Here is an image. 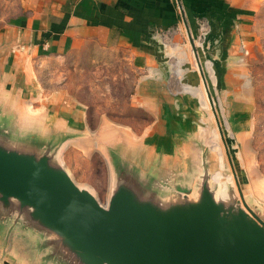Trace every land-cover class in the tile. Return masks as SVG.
I'll list each match as a JSON object with an SVG mask.
<instances>
[{"label":"water","instance_id":"water-1","mask_svg":"<svg viewBox=\"0 0 264 264\" xmlns=\"http://www.w3.org/2000/svg\"><path fill=\"white\" fill-rule=\"evenodd\" d=\"M177 1L225 156L215 163L195 129L183 132L187 145L174 161L162 158L167 149L149 156L127 139L104 141L112 173L103 204L62 159L67 144L89 138L20 119L0 103V256L15 251L17 264H264V209L245 191L200 42Z\"/></svg>","mask_w":264,"mask_h":264},{"label":"crops","instance_id":"crops-1","mask_svg":"<svg viewBox=\"0 0 264 264\" xmlns=\"http://www.w3.org/2000/svg\"><path fill=\"white\" fill-rule=\"evenodd\" d=\"M17 2L15 14L4 17L0 13V103L17 112L20 119L37 118L69 128L88 127L86 110L70 105L66 89L56 88L43 96L35 65L38 59L63 60L76 49L91 45L119 51L133 69L141 68L132 85L131 105L154 117L145 126L148 133H128L127 141L146 148L150 156L156 153L154 144L168 145L177 138L178 147L167 148L171 152L161 153L162 158L174 161L183 156L182 149L187 145L183 132L193 128L201 131L195 123L199 119L197 113L209 111L199 88L200 76L177 0ZM181 2L194 34L199 33V19H206L210 25L216 18V24L210 26L209 55L223 75L224 112L230 128L237 126L239 133L248 136L252 100L240 66L245 60V19L251 15L249 10L254 9V2ZM123 126L132 128L128 124ZM232 129L237 135L236 127ZM157 134L166 138L154 139Z\"/></svg>","mask_w":264,"mask_h":264},{"label":"rangeland","instance_id":"rangeland-1","mask_svg":"<svg viewBox=\"0 0 264 264\" xmlns=\"http://www.w3.org/2000/svg\"><path fill=\"white\" fill-rule=\"evenodd\" d=\"M253 2L254 9L249 10L251 15L245 19L248 25L245 33L246 49L243 48L245 60L240 66L246 75L244 78L249 84L248 95L252 100L248 136L239 133L237 126L232 127H236L237 135H234L235 130L230 128L222 97L223 75L217 62L209 55L210 46L206 44L203 46L199 41L203 33H205L203 41H206L205 36L209 33L212 23L209 25L205 22L206 19H199V33L195 34V37L197 42H200V53L205 61L217 108L227 126L226 132L230 135L232 153L236 167L241 173L245 191L254 204L264 209V0ZM17 5V0H0V13L4 17L15 14ZM212 20L216 18L213 17ZM122 56L119 51L91 45L81 50L76 49L63 60L38 59V65L34 64L37 66L38 77L43 86V96L56 88H64L69 94L70 105L81 111L86 110L88 127L74 129L80 132L79 134H84L89 141L83 142L80 139L71 141L64 148L62 159L74 179L90 187L103 204H107L109 200L112 168L102 144L104 141H113L114 138L126 140L128 133L131 135L133 132L148 133L149 128L145 126L154 118L153 114L131 105L132 85L133 82H137L141 68L133 69ZM199 88L203 92V101L207 103L209 112L203 109L200 114L197 113L199 119H195V123L202 131L200 136L213 145L216 163V158L225 156L224 148L200 78ZM102 124L108 126L100 127ZM114 124L117 125L114 127ZM127 124L132 128L123 126ZM158 138L166 137L157 134L154 139ZM169 139L174 140L173 136ZM175 141L168 145L158 142L154 146L156 149L158 147L174 150L178 147V139L175 138ZM229 170L227 166L225 172L222 171L226 177L231 174ZM8 253L9 250L6 256H0V264H17L14 261L16 252Z\"/></svg>","mask_w":264,"mask_h":264},{"label":"built area","instance_id":"built-area-1","mask_svg":"<svg viewBox=\"0 0 264 264\" xmlns=\"http://www.w3.org/2000/svg\"><path fill=\"white\" fill-rule=\"evenodd\" d=\"M205 35V33H203V35H202V39L201 40H199L200 42H202L203 41V36Z\"/></svg>","mask_w":264,"mask_h":264},{"label":"trees","instance_id":"trees-1","mask_svg":"<svg viewBox=\"0 0 264 264\" xmlns=\"http://www.w3.org/2000/svg\"><path fill=\"white\" fill-rule=\"evenodd\" d=\"M212 25H215V21L212 20Z\"/></svg>","mask_w":264,"mask_h":264},{"label":"bare ground","instance_id":"bare-ground-1","mask_svg":"<svg viewBox=\"0 0 264 264\" xmlns=\"http://www.w3.org/2000/svg\"><path fill=\"white\" fill-rule=\"evenodd\" d=\"M68 168V167H67ZM68 170H69V168H68ZM70 171V170H69ZM71 172V171H70Z\"/></svg>","mask_w":264,"mask_h":264}]
</instances>
